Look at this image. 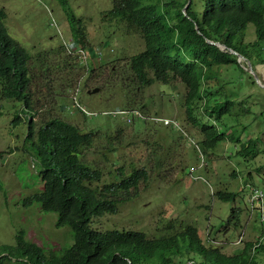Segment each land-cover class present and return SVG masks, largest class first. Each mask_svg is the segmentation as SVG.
Instances as JSON below:
<instances>
[{
    "label": "trees",
    "instance_id": "16d2710c",
    "mask_svg": "<svg viewBox=\"0 0 264 264\" xmlns=\"http://www.w3.org/2000/svg\"><path fill=\"white\" fill-rule=\"evenodd\" d=\"M63 2L65 4V0ZM199 4L201 11L195 0L163 3L112 0L104 21L123 26L127 34L139 39L144 50L125 60L120 69L113 67L111 75L118 74L121 86H131L134 95L154 84L181 86L183 94L179 101L185 121L199 135L198 150L193 148L197 156H204L208 163L215 149L231 145L237 158L253 164L256 159L264 158L262 135L253 134L251 130L256 118L261 117L262 122L264 111L251 123L243 122L253 114L249 103L255 105L257 101L251 95L241 100L237 97L245 87L258 85L244 69L246 63L238 64L236 56L228 50L244 57L254 71L257 65H264V0H199ZM65 15L76 49L78 45L85 47L82 21L75 19L68 8ZM3 19L4 12L0 9V101L37 106L36 96L40 90L37 77L40 78L41 72L49 73L50 67L40 61L39 52L29 54L6 33ZM249 25L254 27V40L245 42ZM63 50L61 47L55 51L60 55ZM92 67L89 65L90 73ZM70 83L67 79L63 86ZM143 106L137 104L135 108L141 113ZM135 120L140 126L151 124L141 118ZM245 130L250 133L245 135ZM117 134H121V130ZM97 137L98 133H81L76 126L58 118L43 121L37 128L35 123L29 126L26 139L32 141L41 165L42 189L31 195L27 204L35 202L41 211L56 213L55 226L70 229L72 244L58 253L47 254L27 240L25 231L20 230L16 246H4L0 254L6 253L15 259L26 257L25 264H186V261L196 264L195 257L202 260L197 264H264L258 261V256L264 255V234L255 243H245L238 254L226 255L220 247H206L197 228L190 225H184L179 232L148 238L140 232L92 230L91 219L116 214L123 202L136 198L139 185L148 178L143 167H130L131 173L124 176L123 166L116 165L114 171L121 176L120 180L101 182L102 167L83 161V151L91 149ZM105 150L106 153L113 151L109 145ZM103 156V161H107L106 154ZM160 165L157 161L156 166ZM251 172L248 173L250 184L254 176ZM253 173L264 175V165ZM230 176L237 178V173L232 171ZM213 197L235 200L237 194L220 190ZM238 222V217L231 214L225 230ZM3 260L4 257L0 258V264H4Z\"/></svg>",
    "mask_w": 264,
    "mask_h": 264
},
{
    "label": "rangeland",
    "instance_id": "374dc122",
    "mask_svg": "<svg viewBox=\"0 0 264 264\" xmlns=\"http://www.w3.org/2000/svg\"><path fill=\"white\" fill-rule=\"evenodd\" d=\"M165 1L169 0H161ZM195 1L201 11L199 0ZM67 3L73 14L83 20L86 43L98 49L99 45H106L105 49H99L103 55L91 73L86 70L81 56L79 60H70L73 65L70 67L63 51L60 55L55 50L46 52L63 46L60 33L71 38L58 0H0V8L6 12L4 27L9 36L29 54L39 52L40 61L50 67L49 73L41 72L40 78L37 77L40 90L36 96L39 102L34 107L39 111L35 127L50 118H58L76 126L81 133H98L96 144L83 151V161L102 167L103 183L120 180L121 176L114 171L116 165L123 166L124 176L131 173L130 167H143L148 173L147 181L137 189L136 198L123 202L114 215L94 218L91 227L101 232L130 230L159 237L190 225L198 229L204 242L209 239L208 243L221 244L226 255L233 254L247 242L255 243L264 234V223L251 212L249 195L252 190L258 191L259 196L261 191L264 194V175L253 173L264 165V158L256 159L253 164L244 162L234 155L231 145L215 149L208 163L204 156L198 157L193 148L199 135L185 121L179 101L183 94L181 86L154 84L134 95L131 86H121L118 74L111 75L113 67L120 69L125 60L144 50L139 39L127 34L123 26L104 22L103 14L111 9L112 0H67ZM246 33L245 42H252L254 29L251 25ZM255 71L264 85V65H257ZM222 72L227 75L225 69ZM67 79L71 83L54 98ZM94 88L99 91L88 94ZM247 95L257 101L255 105L249 103L253 114L243 120L251 123L264 111V89L245 87L237 99ZM137 104L144 105L142 111L148 119L173 121L178 129L163 122L160 126L153 123L140 126V122L134 120L127 125L124 116L114 114L119 110H137ZM30 114L20 101H0V247L15 245L17 232L24 230L26 238L39 244L45 252L57 251L62 244L70 243L62 249L71 246L70 229L55 226L56 213L41 211L35 202L27 204V199L42 189L41 165L32 141L26 139ZM16 116L20 120L12 122ZM118 130L121 134H117ZM251 130L253 134L262 135L264 140V119L261 122V117L256 118ZM249 133L250 130L244 132L245 135ZM109 137L119 140L108 142ZM107 145L113 150L111 153H106ZM103 154L107 161H103ZM157 161L161 163L159 167ZM191 167L195 168L192 172ZM250 170L254 175L251 184L248 180ZM232 171L237 173V178H231ZM220 190L236 193L237 197L225 201L213 197ZM231 214L238 217L239 225L225 230V222ZM237 241H243L242 245L236 246ZM262 243L264 245V237ZM258 261L264 263V255L258 256ZM5 264L19 263L8 260Z\"/></svg>",
    "mask_w": 264,
    "mask_h": 264
},
{
    "label": "clouds",
    "instance_id": "9594fccd",
    "mask_svg": "<svg viewBox=\"0 0 264 264\" xmlns=\"http://www.w3.org/2000/svg\"><path fill=\"white\" fill-rule=\"evenodd\" d=\"M59 1V3H60V5H61V7H62V10H63V14H64V16H65V19H66V21H67V23H68V27H69V31H70V36H71V34H72V32H71V29H70V25H69V22H68V19H67V17H66V15H65V8H68V9H70L71 10V12H72V9L69 7V5H68V3H67V0H65V4H64V2H63V0H58ZM161 0H159V2H160ZM170 1V0H169ZM165 2H168V1H165ZM161 3H163V2H161ZM189 3V2H188ZM3 12H4V19L2 20V25H3V27H4V21H5V19H6V12H5V10L3 9V8H0ZM185 10V7H184V9H183V11ZM109 11V10H108ZM108 11H106L104 14H103V20H104V18L106 17V13L108 12ZM72 14H73V12H72ZM73 16H74V18L75 19H77V20H81L82 21V24H83V20L82 19H80V18H78V17H76L74 14H73ZM105 22V21H104ZM107 23H109V22H107ZM113 23V22H112ZM112 23H109V24H112ZM250 26V25H249ZM248 26V27H249ZM83 27H84V33H85V42H86V32H85V25L83 24ZM118 27V26H117ZM247 27V28H248ZM253 29H254V27L253 26H251ZM4 29L6 30V28L4 27ZM6 33H7V30H6ZM8 34V33H7ZM255 35V34H254ZM246 36H247V33H246ZM60 37L61 38H63L64 39V41H62V42H60V44H63V46H61V45H59V46H57V47H55V48H52V49H50V50H48L47 52H50V51H53V50H57V49H60L61 47H63L64 48V50H63V52H64V54L67 56V59H65V61H67V66H70V67H72L73 65L70 63V60H72L73 58H77L78 60H79V58H80V56H81V59H82V61L85 63V68H86V70H89V65H93V66H95L97 63H99L100 62V60H101V57H102V55H103V52L101 51V50H103V49H105L106 48V45H104V46H102V45H99V49H101V50H99L98 48H93V47H91V46H89L88 45V43H86V46L85 47H82V45H78V47H77V49H76V47H75V45H74V41H73V39L72 38H66V37H64L61 33H60ZM214 43V42H213ZM100 46H102V47H100ZM223 46V45H222ZM220 48V47H219ZM91 51H90V50ZM221 49V48H220ZM222 50V49H221ZM229 51V50H228ZM232 51V50H231ZM91 52H92V54H93V56L91 55ZM234 52V51H233ZM94 53H96V55L97 56H94ZM230 53V52H229ZM236 53V52H235ZM237 54V53H236ZM241 56V55H240ZM237 58V57H236ZM244 58V57H243ZM69 59V60H68ZM238 63V62H237ZM242 63H244V61H241L240 63H238V64H241L242 65ZM74 69H75V67H73ZM247 67H244V69H246ZM247 71V70H246ZM256 72V71H255ZM46 74V73H45ZM257 74V73H256ZM259 78V77H258ZM260 80V79H259ZM262 84V83H261ZM263 85V84H262ZM65 88L66 87H64L63 85L62 86H60L59 88H58V90H57V92L54 94V98H56L57 96H60L61 94H62V92H63V90H65ZM261 88V87H260ZM94 89H96V88H94ZM98 89V88H97ZM262 89H264V88H262ZM93 90V89H92ZM91 90V91H92ZM98 91H99V89H98ZM97 91V92H98ZM96 92V93H97ZM95 93V94H96ZM88 94H91L89 91H88ZM74 101H75V98L73 99ZM39 101V100H38ZM23 106V108L24 109H26V110H29L30 112H31V114H30V116H29V118H28V120H27V132H28V130H29V126L31 125H33L34 123L36 124V121H35V117L37 116V114L39 113V111H36V110H34V105H33V107L31 106V105H29V106H27V107H25L24 106V104L22 105ZM76 107V106H75ZM61 109H62V107H60ZM114 114H118V115H121V116H124V118H123V121L127 124V125H130L131 124V122L132 121H134L135 119H137V118H141V119H143V120H146V121H148V122H151V123H153L154 125H159L160 126V123L161 122H163V124L164 125H166V126H172L173 128H175V129H178V125H175L174 123L175 122H173V121H166V120H160V119H148L147 118V115L145 116V114L146 113H144L143 111L140 113L138 110H136V109H132V110H127V111H123V110H119V111H117L116 113H114ZM144 114V115H143ZM18 120H20V118L18 117V116H16L13 120H12V122H15V121H18ZM128 120H129V122H128ZM108 142H110V141H108ZM197 143V142H196ZM108 146V145H107ZM196 149H197V145H196V147H195ZM198 150V149H197ZM201 156V155H200ZM201 157H203V156H201ZM201 160L202 161H204L202 158H201ZM195 168L194 167H191L190 168V172H192L193 170H194ZM255 189V188H254ZM249 199H250V210H251V212L253 211V212H255L256 214H257V216H258V219H259V221L260 222H262V223H264V194H263V191H261V194H260V196H259V194H258V191L256 192V191H251V193H250V195H249ZM92 220L93 219H91V221H90V224H89V226H90V228L92 229V230H96V231H98V232H101V231H99L98 230V228L97 229H93L92 227H91V223H92ZM226 223V222H225ZM239 225V222L236 224V226H238ZM230 226H233V225H230ZM229 226V227H230ZM224 227H225V225H224ZM229 227H228V229H229ZM167 228H169V226H167ZM246 228V224L244 225V229ZM228 229H226V230H228ZM198 230V229H197ZM108 231H113V230H108ZM108 231H106V232H108ZM116 231H119V232H122V231H124V232H128V231H125V230H116ZM130 231V230H129ZM181 231V230H180ZM131 232H140V231H131ZM179 232V231H178ZM101 233H105V232H101ZM140 233H143V232H140ZM26 234V233H25ZM147 238H148V236L145 234V233H143ZM198 235H199V237H200V239H201V241L203 242V244L206 246V247H212V248H218V247H220L221 248V251H222V247H221V244H213V243H208V241H209V239H207V242H204L203 241V239H202V237L200 236V234H199V231H198ZM16 238H17V236H16ZM240 239H242L241 237H240ZM27 240H29L28 238H27ZM238 240H239V238H238ZM30 241V240H29ZM32 244H35L37 247L39 246V244H37V243H35V242H33V241H30ZM243 243V241H237V245L236 246H239V245H242V244H240V243ZM16 244H17V242H16ZM16 244L15 245H13V246H7V245H4V246H7V247H15L16 246ZM68 244H70V243H65V244H62L61 246H60V248L57 250V251H47V252H45L42 248V250L45 252V253H58L59 251H61V250H63L62 249V246H65V245H68ZM4 246H1L0 247V250H1V248L2 247H4ZM243 246H244V244H243ZM40 248V247H39ZM66 249V248H65ZM241 249H243V247L241 248ZM241 249H239V250H237V251H235L233 254H238L240 251H241ZM233 254H231V255H233ZM2 257H4V260H3V262H4V264H5V262L6 261H14L15 263H19V264H25V262L27 261V259H26V257L24 258V259H15V258H12V257H10V256H7L6 255V253H1L0 254V258H2ZM195 261L197 262V263H201V259L200 258H197V257H195ZM192 264V263H189L188 261H186V264ZM196 263V264H197Z\"/></svg>",
    "mask_w": 264,
    "mask_h": 264
},
{
    "label": "water",
    "instance_id": "95a60500",
    "mask_svg": "<svg viewBox=\"0 0 264 264\" xmlns=\"http://www.w3.org/2000/svg\"><path fill=\"white\" fill-rule=\"evenodd\" d=\"M208 44H210V45H218V47H220V48L223 47V49H225L224 46L219 45V44H217V43H213V42H211V41H208ZM229 52H230L232 55H234V56L237 57V62H238V63H240L241 61H244V62L246 63V67H247V68H246L245 70H247V71L252 75V77L254 78L255 83H256L259 87L264 88V85L261 84V82H260V80H259V78H258V75H257L256 72L252 69V66H251L250 62H246L245 59H244L242 56L236 54L235 52H233V51H231V50H229ZM97 91H98V89L96 88V89H93L92 91H89V92H90L91 94H95Z\"/></svg>",
    "mask_w": 264,
    "mask_h": 264
},
{
    "label": "built area",
    "instance_id": "2783aa9c",
    "mask_svg": "<svg viewBox=\"0 0 264 264\" xmlns=\"http://www.w3.org/2000/svg\"><path fill=\"white\" fill-rule=\"evenodd\" d=\"M128 122H129V120H128Z\"/></svg>",
    "mask_w": 264,
    "mask_h": 264
}]
</instances>
